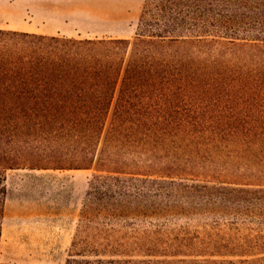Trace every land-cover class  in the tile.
<instances>
[{
	"label": "trees",
	"instance_id": "1",
	"mask_svg": "<svg viewBox=\"0 0 264 264\" xmlns=\"http://www.w3.org/2000/svg\"><path fill=\"white\" fill-rule=\"evenodd\" d=\"M20 167L93 170L64 264H264V0H144L132 38L0 28Z\"/></svg>",
	"mask_w": 264,
	"mask_h": 264
},
{
	"label": "rangeland",
	"instance_id": "2",
	"mask_svg": "<svg viewBox=\"0 0 264 264\" xmlns=\"http://www.w3.org/2000/svg\"><path fill=\"white\" fill-rule=\"evenodd\" d=\"M144 0H0V26L135 35ZM81 38V37H78ZM92 169H0V262L64 264ZM8 253L21 254L12 258ZM13 262H12V261Z\"/></svg>",
	"mask_w": 264,
	"mask_h": 264
},
{
	"label": "crops",
	"instance_id": "3",
	"mask_svg": "<svg viewBox=\"0 0 264 264\" xmlns=\"http://www.w3.org/2000/svg\"><path fill=\"white\" fill-rule=\"evenodd\" d=\"M0 28H3V29H11V30H17V31H24V32H32V33H40V34H47V35H65V36H69V37H81V38H92V37H88L86 35H80L79 33H64V32H51V33H47V32H44V31H41V30H19V29H15V28H8V27H5V26H0ZM123 37L121 36H118V35H114V37H121V38H129L131 36H128L126 34H123L122 35ZM8 256L12 257V258H16V257H20L21 254H17V253H8ZM12 261V260H11ZM13 262V261H12Z\"/></svg>",
	"mask_w": 264,
	"mask_h": 264
}]
</instances>
